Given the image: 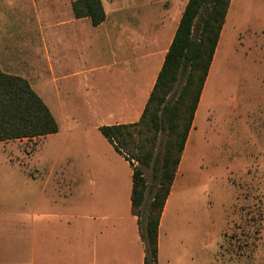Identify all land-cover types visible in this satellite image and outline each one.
I'll list each match as a JSON object with an SVG mask.
<instances>
[{
  "label": "crops",
  "instance_id": "0c3cea01",
  "mask_svg": "<svg viewBox=\"0 0 264 264\" xmlns=\"http://www.w3.org/2000/svg\"><path fill=\"white\" fill-rule=\"evenodd\" d=\"M188 1L102 0L106 19L95 26L89 17L74 16L72 0H0V67L27 79L59 126L58 132L38 138L45 141L63 134V129L69 135L70 125L74 128L77 117L68 109L75 94L62 84L72 79L79 81L90 113L105 120L95 126L100 133L103 125L139 121ZM247 1L256 0H231L206 82L227 42L244 32L264 34L263 16L257 15L254 22L246 18ZM38 40L44 54L40 59L35 52ZM69 62H79L80 66L67 70L70 72L56 70ZM203 92L161 217L159 264H209L203 260L206 254L199 251L197 240H189L187 235L179 243L173 242L171 251H164L163 246L164 231L175 226L176 212L184 214L191 228V212L187 210L194 198H189L193 190L189 179L199 142L197 118ZM101 136L95 144L89 138L86 156L74 147V156L58 171L55 167L43 172L35 164L30 165L39 171L35 176L26 171L34 180L46 178L54 193L43 202L46 190L42 188L35 197H28L31 206L11 211L23 215L34 247L38 236L41 247L53 235L57 241L62 239V255L33 256L28 264H144L138 218L132 213L133 168ZM61 171L63 174H58ZM149 202L147 196L146 206Z\"/></svg>",
  "mask_w": 264,
  "mask_h": 264
},
{
  "label": "rangeland",
  "instance_id": "374dc122",
  "mask_svg": "<svg viewBox=\"0 0 264 264\" xmlns=\"http://www.w3.org/2000/svg\"><path fill=\"white\" fill-rule=\"evenodd\" d=\"M244 5L249 21H256L257 15L264 17V0L247 1ZM36 43L35 52L40 59L43 51L40 41ZM72 64L59 65L56 70L62 73L80 66L79 62ZM62 84L75 94L68 110L77 118L74 128L70 125L69 135L63 129V134L45 141H0L1 264H28L33 256L62 255V239L57 241L55 235L42 247L38 236L34 247L23 215L11 209L31 206L28 197H35L42 188L46 190L43 202L54 193L51 185L47 187L46 178L34 180L29 174L35 176L38 170L51 171L55 167L58 171L68 157L74 156V147L86 156L89 138L95 144L102 137L95 126L105 120L90 113L79 81L72 79ZM206 84L197 118L195 166L189 179L193 187L189 198H194L189 200L187 210L191 212V228L184 221V214L176 212L175 226L170 232L164 231V251H171L173 242L179 243L187 235L189 240H197L199 251L206 254L203 260L209 264H264V34L244 32L237 40L227 42ZM133 163L138 165L136 160ZM33 164L38 170L31 167ZM145 175L151 185V168H145ZM69 188L71 185L65 188L66 193Z\"/></svg>",
  "mask_w": 264,
  "mask_h": 264
},
{
  "label": "trees",
  "instance_id": "16d2710c",
  "mask_svg": "<svg viewBox=\"0 0 264 264\" xmlns=\"http://www.w3.org/2000/svg\"><path fill=\"white\" fill-rule=\"evenodd\" d=\"M230 2L189 0L140 120L100 127L133 168L132 213L138 218L144 264H159L161 217ZM72 10L76 18L89 17L95 26L106 19L102 0H72ZM58 130L50 108L30 82L0 67V141L33 139ZM148 167L152 170L151 185L145 175ZM148 193L150 202L146 206Z\"/></svg>",
  "mask_w": 264,
  "mask_h": 264
}]
</instances>
